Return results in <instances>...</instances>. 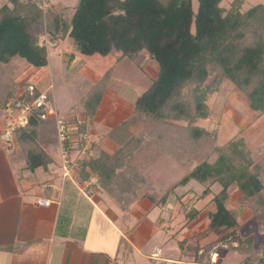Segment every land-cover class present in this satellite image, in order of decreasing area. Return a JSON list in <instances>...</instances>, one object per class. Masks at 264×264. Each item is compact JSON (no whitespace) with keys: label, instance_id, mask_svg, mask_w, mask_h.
<instances>
[{"label":"trees","instance_id":"obj_1","mask_svg":"<svg viewBox=\"0 0 264 264\" xmlns=\"http://www.w3.org/2000/svg\"><path fill=\"white\" fill-rule=\"evenodd\" d=\"M223 1L199 0L195 15L193 0H79L71 26L61 19L64 32L75 41L83 56L121 54L122 58L135 59L147 52L159 68L152 85L136 101L132 115L134 120H146L150 133L126 143L114 136L120 143L115 152L95 151L79 161L83 181L89 182L95 176L102 192L122 211L147 198L140 193V185L154 188L146 173L148 167L168 153L175 156L195 152L192 145L209 135L195 124L209 117L208 95L223 80L231 81L243 92L254 86L247 94L250 109L264 113V5L243 13L242 0H235L229 9L222 7ZM10 4L0 9V64L20 57L35 68L47 67L48 49L39 41V30L45 26L43 11L33 0H10ZM33 8L37 14L30 18L27 12L32 13ZM18 89L12 78L0 74V110L4 116ZM39 96L38 91L32 96L28 92L20 100L25 104ZM38 114H42L40 109L30 113L28 126L17 129L13 135L25 169L32 172L46 170L51 164V158L37 143V129L43 122ZM179 122L187 123L185 136L180 139L174 138ZM128 128L129 125L124 135ZM70 140L69 135V152ZM81 142L83 148L84 140ZM220 151L215 162L206 160L178 183L179 187L194 180L221 189L215 197L217 211L211 214L213 229L236 225V217L227 205L228 190L234 184L244 196L255 200L254 205L257 201L264 206L263 168L246 142L238 141ZM233 242L239 243L232 248L238 255H248L240 264H264L254 248L255 242ZM246 244L250 245L248 249ZM198 258L196 264L210 262L205 261L204 255Z\"/></svg>","mask_w":264,"mask_h":264},{"label":"rangeland","instance_id":"obj_2","mask_svg":"<svg viewBox=\"0 0 264 264\" xmlns=\"http://www.w3.org/2000/svg\"><path fill=\"white\" fill-rule=\"evenodd\" d=\"M33 1L44 14L45 26L39 30V41L40 45L47 47L49 59L48 67L43 68L44 70L41 68L44 72L37 80L41 83L38 85V82L35 83L34 78H31L40 69L20 57L13 58L8 64H0V74L19 81L16 96L8 102L12 104L14 117L17 118L22 107L27 104L31 105V113L40 109L42 114H38V118L44 123L37 129L39 147L42 148L49 139L58 141L60 153L55 151L51 154L56 160L60 155L62 157L63 153H67L68 171L71 176H75V170L72 172L70 166H73L77 159L81 160V157L77 156L78 152H75L74 156L71 155L65 147L63 151L58 140L57 121L64 119L67 124L68 121L72 122L69 127H75L77 120L80 123L82 121V124L78 121L76 127L70 130L71 139L78 143V139H84L82 136L90 135L98 143H104L100 150L103 148L107 153L115 152L120 143L113 139L114 136H120L121 141H118L126 143L132 138H139L140 134L150 133L146 120H134L132 115L136 101L152 85L159 68L147 52L139 54L135 59L122 58L121 54L107 57L83 56L79 53L75 41L64 32L61 25L63 18L62 21L71 26L79 0ZM234 1L224 0L222 7L229 9ZM10 5V0H0V9ZM257 5H264V0H242L241 12L245 13ZM198 10L199 0H193L195 15ZM27 14L30 18L35 17L36 8ZM36 26L35 22L33 29ZM194 30L195 27L193 32ZM253 89L254 86L243 92L231 81L223 80L218 89L208 95L209 117L195 124L206 129L209 134L192 145L196 151L180 152L175 156L168 153L146 169L154 188L147 184L140 185V193H145L146 199L158 208V213L163 220L166 219L171 230L179 233L169 245L175 248L167 255L173 262L196 264L198 257L204 255L205 261H210L209 264H240L248 255H238L232 248L238 247L239 243L233 241L250 239L255 242L254 248L264 263V206L258 205L261 203L256 201L258 204L254 205L255 200L244 196L238 185L234 184L228 190L227 205L236 217V225L232 228L213 229L211 214L217 211L215 197L220 194L221 189L212 183L201 184L194 180L178 187V183L197 166L206 160L215 162L221 147L228 149L231 144L241 140L246 142L253 157L263 162L264 124L260 125L258 120L264 113L256 114L250 109L247 94ZM34 91L40 93L36 101L46 97L41 107L34 104L35 101L24 104L20 100V97L28 92L32 96ZM6 117L1 112L0 119L1 122L5 121V125L8 119ZM123 124L125 126L122 127ZM128 125V132L124 135ZM177 125L179 129L175 131L174 138L180 139L185 136L187 123L179 122ZM2 145L9 156L13 157L17 152L18 147L14 140L12 144L4 141ZM165 148H169L167 144ZM89 155L91 153H88ZM9 159L15 178L25 176L21 171V167L25 165L21 157ZM62 167L64 168V163ZM77 174L80 175V168ZM262 197L264 198V192ZM246 245L248 249L250 245ZM177 247L180 249H176ZM140 260L142 258L138 256L137 262L140 263ZM142 262L148 264L145 260Z\"/></svg>","mask_w":264,"mask_h":264},{"label":"crops","instance_id":"obj_3","mask_svg":"<svg viewBox=\"0 0 264 264\" xmlns=\"http://www.w3.org/2000/svg\"><path fill=\"white\" fill-rule=\"evenodd\" d=\"M42 70L31 76L35 83ZM78 121L74 122L75 127ZM258 121L264 124V115ZM5 126L0 119V264H142V260L148 264H182L167 256L175 249L169 245L179 233L171 230L148 199L122 211L102 192L95 176L86 182L77 174L79 161L88 153L100 151L104 143L90 135L78 139V143L71 139V155L78 152L81 157L70 166L76 173L71 176L70 171L65 174L61 155V160H55L51 154L59 152L58 141L49 139L42 145L51 158L48 169L32 172L24 165L21 171L25 176L17 179L9 158L20 156L18 152L9 156L3 149ZM75 127H69V135ZM81 140L85 141L83 148ZM257 163L263 165L264 180V157L263 162L259 159ZM43 200L50 205L40 204ZM138 256L142 258L140 263Z\"/></svg>","mask_w":264,"mask_h":264},{"label":"built area","instance_id":"obj_4","mask_svg":"<svg viewBox=\"0 0 264 264\" xmlns=\"http://www.w3.org/2000/svg\"><path fill=\"white\" fill-rule=\"evenodd\" d=\"M44 98L46 97L39 98L37 101H35L34 104H36L38 107H41L45 100ZM13 111L14 110L12 108V104H8L5 110L6 116L8 117V119L6 122V129L3 134V139L5 142L10 143V144H12L13 142L14 132L19 128H25L28 126L29 114L31 113L32 110H31L30 104L24 105L22 109L20 110V114L17 116V118L14 117ZM57 133H58L59 144H61L63 151H64V147L66 148V143L69 139V128H68L67 122L64 119H59L57 121ZM62 157H63V163H64V170L69 172L67 168L68 163H69L67 153H63ZM40 204L44 206H49L50 202L43 200L40 202Z\"/></svg>","mask_w":264,"mask_h":264}]
</instances>
